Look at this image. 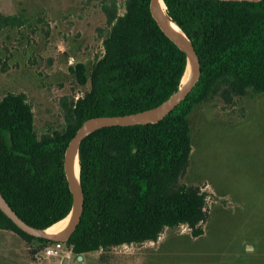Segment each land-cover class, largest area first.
Masks as SVG:
<instances>
[{
    "label": "trees",
    "instance_id": "trees-1",
    "mask_svg": "<svg viewBox=\"0 0 264 264\" xmlns=\"http://www.w3.org/2000/svg\"><path fill=\"white\" fill-rule=\"evenodd\" d=\"M167 14L187 35L201 63L189 95L155 124L105 127L83 140L80 181L85 203L68 249L88 254L114 246L156 241L167 227L188 225L195 236L205 220L206 193L179 186L192 152L190 115L226 86L224 94L264 93V0H165ZM150 0L103 5L110 27L104 54L88 73L70 67L90 89L67 110L66 127L41 137L23 94L0 99V191L27 223L47 229L72 210L64 171L65 150L82 123L92 117L130 115L157 107L181 87L187 58L161 31ZM18 17H1L11 23ZM0 229L27 242L52 241L23 232L0 209ZM44 246L35 253L44 251Z\"/></svg>",
    "mask_w": 264,
    "mask_h": 264
},
{
    "label": "rangeland",
    "instance_id": "rangeland-1",
    "mask_svg": "<svg viewBox=\"0 0 264 264\" xmlns=\"http://www.w3.org/2000/svg\"><path fill=\"white\" fill-rule=\"evenodd\" d=\"M107 1L125 13L127 0H0V99L25 95L39 137L63 130L71 101L90 89L70 67L84 63L89 73L104 54ZM10 16L19 19L1 20ZM226 88L190 115L192 152L179 179L207 195L203 233L167 227L156 241L88 253L87 264H264V93L230 97ZM19 237L0 232V264L81 263L67 247L44 258L35 253L42 242Z\"/></svg>",
    "mask_w": 264,
    "mask_h": 264
},
{
    "label": "water",
    "instance_id": "water-1",
    "mask_svg": "<svg viewBox=\"0 0 264 264\" xmlns=\"http://www.w3.org/2000/svg\"><path fill=\"white\" fill-rule=\"evenodd\" d=\"M161 1L165 5V10H163L161 6ZM221 1H233V2H242V1H251V2H260L262 0H221ZM150 12L157 22L159 28L163 32V34L172 41L181 52H183L187 58V70L190 68V76L188 81L185 84H181L179 90L174 93L169 99L154 107L148 111L130 114V115H107V116H97L92 117L85 120L74 137L69 142L65 154H64V171L66 175V179L68 182L69 190L72 196V210L70 214H72L71 222L69 227L63 231L62 233H50L47 229L37 228L35 226L30 225L26 221H24L10 206L5 197L0 191V209L2 212L11 219L23 232L34 236L36 238H42L49 241H62L67 242L71 235L76 231L78 225L81 222V218L84 212V203L85 197L84 192L81 186L80 177L77 181L75 177V172L72 166L73 158L75 154H78L79 157V165H80V155L79 150L83 140L90 133L95 130L105 128V127H113V126H136V125H148L155 124L164 119L167 115H169L177 105H179L192 91V89L198 83L201 76V63L199 56L191 43L190 39L184 33V31L170 19L167 14V6L165 0H150ZM169 22L177 25L180 30L184 33L190 45L184 38L177 33V31L171 26ZM185 72V74H186ZM185 76V75H184ZM81 171V165H80ZM69 214V215H70ZM80 260H82V256H80Z\"/></svg>",
    "mask_w": 264,
    "mask_h": 264
},
{
    "label": "bare ground",
    "instance_id": "bare-ground-1",
    "mask_svg": "<svg viewBox=\"0 0 264 264\" xmlns=\"http://www.w3.org/2000/svg\"><path fill=\"white\" fill-rule=\"evenodd\" d=\"M161 6H162L163 10L166 11L165 5L162 1H161ZM169 23L171 24V26H173V28L177 31V33H179V35H181L184 38V40L187 41V43L190 45V43L188 42L187 38L185 37L184 33L180 30V28L172 22H169ZM189 76H190V68L187 70V72L183 78L182 84H185L188 81ZM72 166H73V169L75 172V177L78 181L79 177H80V165H79L78 154H75V156L73 158ZM71 218H72V214L68 215L65 219L59 221L58 223H56L53 226H51L50 228H48V232L55 233V234L62 233L63 231H65L69 227L70 222H71Z\"/></svg>",
    "mask_w": 264,
    "mask_h": 264
},
{
    "label": "built area",
    "instance_id": "built-area-1",
    "mask_svg": "<svg viewBox=\"0 0 264 264\" xmlns=\"http://www.w3.org/2000/svg\"><path fill=\"white\" fill-rule=\"evenodd\" d=\"M66 247L67 246L64 242L54 241L44 248V251L41 255L44 258L60 257L62 255L64 248H66ZM67 249H68V247H67Z\"/></svg>",
    "mask_w": 264,
    "mask_h": 264
},
{
    "label": "crops",
    "instance_id": "crops-1",
    "mask_svg": "<svg viewBox=\"0 0 264 264\" xmlns=\"http://www.w3.org/2000/svg\"><path fill=\"white\" fill-rule=\"evenodd\" d=\"M5 232V231H9V230H3V229H0V232ZM9 232H12V231H9ZM15 235V234H14ZM16 236H18L17 234H16ZM19 237V236H18ZM20 238V237H19ZM72 254H74L76 257H77V259H78V262H81L82 264H87L86 263V261H85V255L86 254H78V253H75V252H73L72 250H70V249H68V253H66V257H67V259H71V257H72ZM42 256V255H41ZM80 256H82V260H80ZM43 257V256H42ZM42 258H40V260H41ZM55 263H58V262H60V260H56V261H54ZM54 263V264H55ZM80 263V264H81ZM69 264H75V263H73L72 261H70L69 262Z\"/></svg>",
    "mask_w": 264,
    "mask_h": 264
}]
</instances>
